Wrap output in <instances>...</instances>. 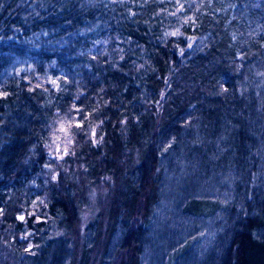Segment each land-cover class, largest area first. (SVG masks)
I'll list each match as a JSON object with an SVG mask.
<instances>
[{"label": "trees", "instance_id": "1", "mask_svg": "<svg viewBox=\"0 0 264 264\" xmlns=\"http://www.w3.org/2000/svg\"><path fill=\"white\" fill-rule=\"evenodd\" d=\"M0 264H264V0H0Z\"/></svg>", "mask_w": 264, "mask_h": 264}, {"label": "rangeland", "instance_id": "2", "mask_svg": "<svg viewBox=\"0 0 264 264\" xmlns=\"http://www.w3.org/2000/svg\"><path fill=\"white\" fill-rule=\"evenodd\" d=\"M84 200L88 201V206L87 208H81V219L83 220L82 222L85 223L87 221V215L89 214V208L95 207V194L94 192H84Z\"/></svg>", "mask_w": 264, "mask_h": 264}, {"label": "snow or ice", "instance_id": "3", "mask_svg": "<svg viewBox=\"0 0 264 264\" xmlns=\"http://www.w3.org/2000/svg\"><path fill=\"white\" fill-rule=\"evenodd\" d=\"M21 219H23V217H21Z\"/></svg>", "mask_w": 264, "mask_h": 264}]
</instances>
